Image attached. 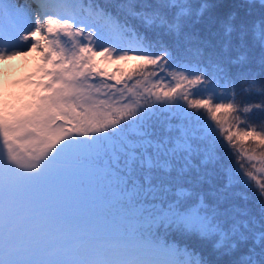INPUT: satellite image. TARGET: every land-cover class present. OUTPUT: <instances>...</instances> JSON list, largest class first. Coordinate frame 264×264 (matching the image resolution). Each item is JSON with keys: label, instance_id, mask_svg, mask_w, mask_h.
Masks as SVG:
<instances>
[{"label": "snow or ice", "instance_id": "6c2138e0", "mask_svg": "<svg viewBox=\"0 0 264 264\" xmlns=\"http://www.w3.org/2000/svg\"><path fill=\"white\" fill-rule=\"evenodd\" d=\"M259 6L257 72L185 32L207 0H0V61L37 54L23 94L0 79V264H211L192 237L264 264Z\"/></svg>", "mask_w": 264, "mask_h": 264}, {"label": "trees", "instance_id": "16d2710c", "mask_svg": "<svg viewBox=\"0 0 264 264\" xmlns=\"http://www.w3.org/2000/svg\"><path fill=\"white\" fill-rule=\"evenodd\" d=\"M101 3L112 4L117 0H100ZM193 10L197 9L204 0H188ZM137 3H148L156 5L158 0H137ZM207 3L211 5L209 11L203 16L195 15L187 22L185 32L190 34L194 43H199L202 46L208 48L209 51L216 53H223L226 59L243 55L247 58L249 66L255 71H260V57L262 55V49L254 43L251 34L244 39L243 33L239 31V28L245 24L251 26L253 21L259 24L260 6L259 0H207ZM254 4V7L249 5ZM169 17H171L176 9H166ZM226 24L233 25V31L231 36H228L226 32ZM230 42V47L225 51L226 43ZM236 66H233L235 71ZM23 89L22 94L26 87H20ZM19 92V90H18ZM240 102V101H238ZM249 103H259L260 98L254 97L247 101ZM247 147H252L248 145ZM226 163L228 161H225ZM194 163L199 164V159H195ZM204 178L201 181V187L205 191H209L213 186L220 187L223 184L222 172L219 165H207L206 169L202 168ZM196 173L193 171V176ZM246 191L244 189H238ZM251 197V193H249ZM232 203L243 205L244 201L237 198L232 200ZM249 206L254 207V200H249ZM186 243L190 248H193L196 252L203 255L206 259L211 261V264H230V261L234 257L219 255L213 251L212 245L207 242H202L196 237L185 238Z\"/></svg>", "mask_w": 264, "mask_h": 264}, {"label": "rangeland", "instance_id": "374dc122", "mask_svg": "<svg viewBox=\"0 0 264 264\" xmlns=\"http://www.w3.org/2000/svg\"><path fill=\"white\" fill-rule=\"evenodd\" d=\"M36 55L33 53L28 57L20 56L8 61H0V79H6V88L10 95L22 94L23 89L20 87H26L25 81L35 69Z\"/></svg>", "mask_w": 264, "mask_h": 264}]
</instances>
